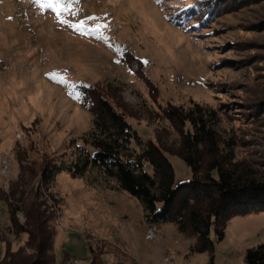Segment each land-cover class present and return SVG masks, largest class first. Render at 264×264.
Listing matches in <instances>:
<instances>
[{"label":"rangeland","instance_id":"rangeland-1","mask_svg":"<svg viewBox=\"0 0 264 264\" xmlns=\"http://www.w3.org/2000/svg\"><path fill=\"white\" fill-rule=\"evenodd\" d=\"M209 1L62 0L67 10L57 16L41 6L49 0H0V191H9L21 164L72 158L70 142L93 123L74 85L114 97L143 140L171 149L180 145L179 128L163 110L207 106L235 144V161L264 172V2L218 0L219 15ZM169 158L175 185L190 182L188 165ZM54 191L61 199L56 264H89L90 247L104 264H162L166 257L174 264H245L247 250L264 245V211L234 217L222 239L213 236L212 261L192 251L194 237L173 223L150 225L140 203L97 170L62 172ZM9 228L0 199V229L10 235L1 241L16 250L25 236Z\"/></svg>","mask_w":264,"mask_h":264},{"label":"trees","instance_id":"trees-1","mask_svg":"<svg viewBox=\"0 0 264 264\" xmlns=\"http://www.w3.org/2000/svg\"><path fill=\"white\" fill-rule=\"evenodd\" d=\"M207 4L221 14L223 2L210 0ZM249 4L246 0L245 5ZM93 89L87 85L76 89L78 104L92 114L93 123L79 141L70 142L72 158L21 164L9 191H0L10 216L7 230L25 236L24 245L12 250V242L1 241L10 235L0 229V241L6 244L0 264L57 263L56 222L61 199L54 188L62 172L84 177L97 170L112 189L126 192L140 203L150 225L173 223L180 233L194 237L192 251L208 253L212 261L213 236L222 239L234 217L264 211V172L254 164L235 161V144L223 135L220 117L213 109L193 102L188 109L169 105L163 110L179 128L180 145L171 149L143 140L115 106L114 97L109 99L110 95ZM187 125L189 130L184 129ZM169 157L188 165L190 182L175 185ZM18 213L24 216L23 224ZM90 248L89 264H104ZM245 264H264V245L248 249Z\"/></svg>","mask_w":264,"mask_h":264},{"label":"snow or ice","instance_id":"snow-or-ice-1","mask_svg":"<svg viewBox=\"0 0 264 264\" xmlns=\"http://www.w3.org/2000/svg\"><path fill=\"white\" fill-rule=\"evenodd\" d=\"M35 3L40 4L41 0H34ZM42 7H50L56 10L57 12V16L60 15V8L64 7L65 10H67V8L65 7V5L62 3V0H49V2L47 4H42ZM61 23H68V21L66 20H61Z\"/></svg>","mask_w":264,"mask_h":264},{"label":"built area","instance_id":"built-area-1","mask_svg":"<svg viewBox=\"0 0 264 264\" xmlns=\"http://www.w3.org/2000/svg\"><path fill=\"white\" fill-rule=\"evenodd\" d=\"M3 164L5 165L3 172H7L8 171V163L6 160L3 161ZM18 218L20 219V223H24L25 219L22 213H18ZM155 233L154 230H152V234ZM162 264H174L173 260H171L169 257H166L163 261Z\"/></svg>","mask_w":264,"mask_h":264},{"label":"clouds","instance_id":"clouds-1","mask_svg":"<svg viewBox=\"0 0 264 264\" xmlns=\"http://www.w3.org/2000/svg\"><path fill=\"white\" fill-rule=\"evenodd\" d=\"M173 14H174V13H172V14L168 13V15L171 16V19H173V20H175L176 22L179 23V22H180V21H179V18H176V19H175V16H173ZM82 85H83V84H82ZM77 86H79V85H74V86H72V89L74 90V92L76 91V93H78V91L76 90V89H77ZM77 96H79V94H77Z\"/></svg>","mask_w":264,"mask_h":264}]
</instances>
